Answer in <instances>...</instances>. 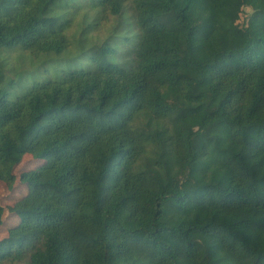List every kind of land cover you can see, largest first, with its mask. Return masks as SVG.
<instances>
[{"label":"trees","instance_id":"trees-1","mask_svg":"<svg viewBox=\"0 0 264 264\" xmlns=\"http://www.w3.org/2000/svg\"><path fill=\"white\" fill-rule=\"evenodd\" d=\"M59 1L0 0V264H264L244 0H87L75 53Z\"/></svg>","mask_w":264,"mask_h":264},{"label":"rangeland","instance_id":"rangeland-1","mask_svg":"<svg viewBox=\"0 0 264 264\" xmlns=\"http://www.w3.org/2000/svg\"><path fill=\"white\" fill-rule=\"evenodd\" d=\"M59 4L62 6V11H68V17L70 19L68 27L63 32L68 44V47L66 48L67 53H75L77 51V39L81 38L80 27L85 17L91 19L96 13L100 14L102 12L99 27L92 34L93 39L96 40L98 37H104L108 31L111 19L110 14L106 9L97 5H92L87 0H60ZM261 6L262 0H244L242 7V14L239 23H245L244 25L248 29L249 36L253 38L264 37V23L256 19L249 20L248 18L249 14L258 10ZM89 40L83 39V42L89 44Z\"/></svg>","mask_w":264,"mask_h":264}]
</instances>
